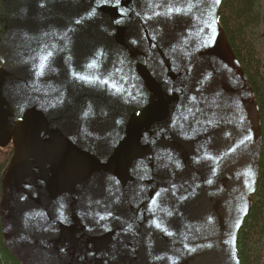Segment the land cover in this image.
<instances>
[{
  "label": "water",
  "instance_id": "1",
  "mask_svg": "<svg viewBox=\"0 0 264 264\" xmlns=\"http://www.w3.org/2000/svg\"><path fill=\"white\" fill-rule=\"evenodd\" d=\"M221 3L0 0V228L19 264H240L262 130Z\"/></svg>",
  "mask_w": 264,
  "mask_h": 264
},
{
  "label": "trees",
  "instance_id": "2",
  "mask_svg": "<svg viewBox=\"0 0 264 264\" xmlns=\"http://www.w3.org/2000/svg\"><path fill=\"white\" fill-rule=\"evenodd\" d=\"M222 1L218 23L253 89L262 130L258 184L238 234V254L240 264H264V0ZM11 152L0 159V177ZM0 264H19L9 254L1 228Z\"/></svg>",
  "mask_w": 264,
  "mask_h": 264
},
{
  "label": "snow or ice",
  "instance_id": "3",
  "mask_svg": "<svg viewBox=\"0 0 264 264\" xmlns=\"http://www.w3.org/2000/svg\"><path fill=\"white\" fill-rule=\"evenodd\" d=\"M217 2H219V0H217ZM119 4V0H117V5ZM173 11H176V12H180L181 9L180 8H175L173 9L172 7H169L168 8V12L169 13H172ZM122 14H123V10H122ZM119 22V21H117ZM52 55L51 52H49L47 55H44L42 57H40V63L38 65V68H39V71H37V75H41L42 72H43V69L45 68L46 66V62L48 61V58ZM89 69L91 68H94L95 67V61H92L88 64L87 66ZM79 79H90L88 76H78ZM105 83H107V81H105ZM85 115H87V113H85ZM209 183H211V181H209ZM157 196H159V193H157ZM153 203H155V198L153 199Z\"/></svg>",
  "mask_w": 264,
  "mask_h": 264
},
{
  "label": "rangeland",
  "instance_id": "4",
  "mask_svg": "<svg viewBox=\"0 0 264 264\" xmlns=\"http://www.w3.org/2000/svg\"><path fill=\"white\" fill-rule=\"evenodd\" d=\"M220 12H221V9H220ZM0 66H1V62H0ZM12 149L13 148H12L11 145L9 147H7V148L0 149V159H4L6 157V155H7V153L10 152V150L12 151ZM11 156H12V152H11ZM11 156H10V158H11ZM9 161H10V159H8V161H7V163H6L5 166H7V164L9 163Z\"/></svg>",
  "mask_w": 264,
  "mask_h": 264
},
{
  "label": "bare ground",
  "instance_id": "5",
  "mask_svg": "<svg viewBox=\"0 0 264 264\" xmlns=\"http://www.w3.org/2000/svg\"><path fill=\"white\" fill-rule=\"evenodd\" d=\"M223 2V1H222ZM221 6H222V3H221Z\"/></svg>",
  "mask_w": 264,
  "mask_h": 264
}]
</instances>
